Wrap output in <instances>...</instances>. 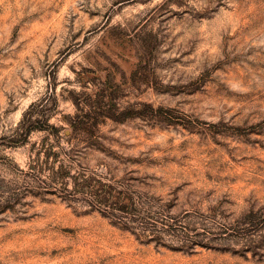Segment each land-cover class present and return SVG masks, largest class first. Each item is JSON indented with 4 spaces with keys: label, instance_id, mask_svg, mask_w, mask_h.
I'll return each mask as SVG.
<instances>
[{
    "label": "rangeland",
    "instance_id": "rangeland-1",
    "mask_svg": "<svg viewBox=\"0 0 264 264\" xmlns=\"http://www.w3.org/2000/svg\"><path fill=\"white\" fill-rule=\"evenodd\" d=\"M0 264H264V0H0Z\"/></svg>",
    "mask_w": 264,
    "mask_h": 264
},
{
    "label": "trees",
    "instance_id": "trees-1",
    "mask_svg": "<svg viewBox=\"0 0 264 264\" xmlns=\"http://www.w3.org/2000/svg\"><path fill=\"white\" fill-rule=\"evenodd\" d=\"M39 128V127H38ZM42 130L45 129L44 127H40ZM28 133V132H27Z\"/></svg>",
    "mask_w": 264,
    "mask_h": 264
}]
</instances>
